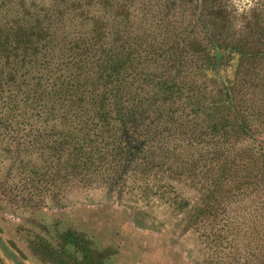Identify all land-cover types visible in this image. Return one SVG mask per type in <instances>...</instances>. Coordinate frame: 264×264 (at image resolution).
Segmentation results:
<instances>
[{"label": "rangeland", "instance_id": "374dc122", "mask_svg": "<svg viewBox=\"0 0 264 264\" xmlns=\"http://www.w3.org/2000/svg\"><path fill=\"white\" fill-rule=\"evenodd\" d=\"M136 6L126 29L135 25L159 53L188 28L207 46L205 26L217 19L211 29L232 47L220 53L221 71L252 128L242 132L234 110L211 106L224 95L215 92L223 88L219 71L209 70L198 80L206 107L197 122L191 116L182 131L160 137L171 140L170 151L157 143L156 158L118 189L71 186L58 195L57 185L47 191L21 181V167L11 172L0 154V264H264V0ZM242 51L255 55L243 61ZM213 121L229 127L209 129Z\"/></svg>", "mask_w": 264, "mask_h": 264}, {"label": "trees", "instance_id": "16d2710c", "mask_svg": "<svg viewBox=\"0 0 264 264\" xmlns=\"http://www.w3.org/2000/svg\"><path fill=\"white\" fill-rule=\"evenodd\" d=\"M138 1L35 7L0 0V154L10 158L11 172L21 167V181L47 191L57 185L58 195L71 186L118 189L156 158L157 143L170 151L171 140L160 137L182 131L191 116L197 122L206 107L198 80L209 70L219 71L214 79L223 88L215 92L224 95L211 106L234 110L242 132L252 128L222 72L220 53L232 47L211 29L217 19L205 26L207 46L188 28L159 53L135 25L126 29L136 23ZM93 2L101 7L91 9ZM241 53L243 61L255 55ZM228 124L213 121L209 129Z\"/></svg>", "mask_w": 264, "mask_h": 264}]
</instances>
